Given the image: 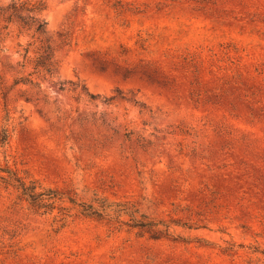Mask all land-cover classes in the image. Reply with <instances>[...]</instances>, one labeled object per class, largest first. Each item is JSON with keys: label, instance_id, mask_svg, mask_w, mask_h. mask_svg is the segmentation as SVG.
<instances>
[{"label": "rangeland", "instance_id": "obj_1", "mask_svg": "<svg viewBox=\"0 0 264 264\" xmlns=\"http://www.w3.org/2000/svg\"><path fill=\"white\" fill-rule=\"evenodd\" d=\"M43 1L67 90L12 87L27 38L1 44L0 166L172 224L37 213L0 184V264H264V0Z\"/></svg>", "mask_w": 264, "mask_h": 264}, {"label": "trees", "instance_id": "obj_2", "mask_svg": "<svg viewBox=\"0 0 264 264\" xmlns=\"http://www.w3.org/2000/svg\"><path fill=\"white\" fill-rule=\"evenodd\" d=\"M47 10L46 2L43 0H11L8 4L0 6V46L5 43L12 33L17 31V36L26 37L25 43H19L22 49L19 51L22 61L19 62L21 69L19 75L14 78L12 87L18 85H28L33 88H42L43 82L50 80L61 91L67 90V82L57 81L59 78L60 61L56 56V50L53 40L48 36L49 21L45 15ZM63 38V44L66 43ZM69 43V42H67ZM29 70L25 75V71ZM6 88L5 80L0 73V91ZM89 94V93H88ZM92 98L95 95L89 94ZM26 101H38L29 95L25 90L22 95ZM115 97L104 98L102 101L105 105L111 104ZM136 104H138L137 101ZM10 112L6 110L3 117V125L0 129V142L6 144L10 137ZM0 184L6 187L13 186L21 194L30 207L37 213L51 214L56 208L60 209L63 214L66 209L77 208L80 214L96 220L109 219L116 220L121 224H127L121 217L122 215L130 216L128 225L147 229L149 232H161L164 236H169L172 223L164 220L148 219L141 221L135 218L133 213L125 208H112L108 203L94 201L92 203H79L73 197L66 195L60 188H44L36 181H27L19 175V172L11 167L0 166ZM69 202L73 207H64L63 203ZM69 211V210H68ZM68 215V214H67ZM133 222V224H132ZM153 234V237L157 235Z\"/></svg>", "mask_w": 264, "mask_h": 264}]
</instances>
